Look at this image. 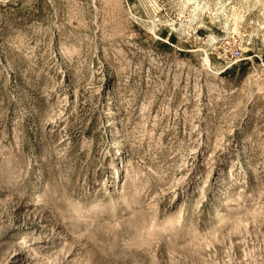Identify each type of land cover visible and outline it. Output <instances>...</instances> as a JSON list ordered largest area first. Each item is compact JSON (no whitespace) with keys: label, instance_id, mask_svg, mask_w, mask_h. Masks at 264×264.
Here are the masks:
<instances>
[{"label":"rangeland","instance_id":"obj_1","mask_svg":"<svg viewBox=\"0 0 264 264\" xmlns=\"http://www.w3.org/2000/svg\"><path fill=\"white\" fill-rule=\"evenodd\" d=\"M0 264H264V0H0Z\"/></svg>","mask_w":264,"mask_h":264},{"label":"built area","instance_id":"obj_2","mask_svg":"<svg viewBox=\"0 0 264 264\" xmlns=\"http://www.w3.org/2000/svg\"><path fill=\"white\" fill-rule=\"evenodd\" d=\"M240 52L239 51H234L233 53H230V56H227V54L224 55V60L226 63L232 64L236 61H239L240 59ZM237 64V63H236Z\"/></svg>","mask_w":264,"mask_h":264},{"label":"bare ground","instance_id":"obj_3","mask_svg":"<svg viewBox=\"0 0 264 264\" xmlns=\"http://www.w3.org/2000/svg\"><path fill=\"white\" fill-rule=\"evenodd\" d=\"M205 62H206L207 64L210 63L208 57H206Z\"/></svg>","mask_w":264,"mask_h":264}]
</instances>
